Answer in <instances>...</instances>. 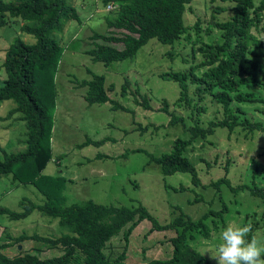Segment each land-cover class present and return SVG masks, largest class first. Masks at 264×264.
I'll return each mask as SVG.
<instances>
[{
	"label": "rangeland",
	"instance_id": "1",
	"mask_svg": "<svg viewBox=\"0 0 264 264\" xmlns=\"http://www.w3.org/2000/svg\"><path fill=\"white\" fill-rule=\"evenodd\" d=\"M75 1L67 0V3L74 5L79 20L66 18L65 15L60 29L51 34L59 41L63 51L54 78L57 96L50 139L51 158L42 170L43 174L62 175L67 179L64 204L82 203L88 199L104 205L133 207L142 204L159 223H166L179 214V208L196 218L208 208L219 209L224 201L227 205L225 224L232 221L240 225L249 226L252 223L258 226L252 239L264 249V215L259 220L260 212L264 211V198H253L247 191L233 194L226 186H222L218 192L209 184L225 175L224 165L228 160L226 177L232 184L251 183L253 179L259 186L264 185V171L261 170L264 167V132L255 131L247 136L239 127L233 131L217 127L208 137L194 139L185 149V154L197 169L200 179L197 186L191 183L188 173L162 174L159 166L148 162L145 152L133 150L141 148L158 155L168 151L176 137H188L180 122L169 123L168 111L182 116L190 125L189 113L192 108L175 105L173 101L179 91L177 83L161 79L158 74L170 69L185 70L200 60V54L196 53L192 58L191 43L183 36L172 47L151 38L131 59L109 64L94 61L86 51L103 41L93 39L92 34L107 33L110 28L106 25V18H114L115 11H107L101 0ZM216 5L227 8L218 14L219 18H226L230 8L223 1L192 0L187 5L183 17L191 37L194 36L192 25L195 20L200 19L201 27H206L212 8ZM8 18V22L0 27V84L6 77L2 62L9 43L16 37L27 43L34 42L32 35L20 31L19 18ZM113 32L118 33L116 30ZM218 33L215 28L208 33L201 31L200 40H217ZM110 44L121 47V43ZM251 48L256 52L255 59L261 66L259 82L242 89L264 98V56L260 49ZM93 74L104 75L105 86L112 85V90L107 91L110 99L128 110L112 108L110 101L88 104L84 100L87 87L80 82L91 79ZM123 83L125 94L121 95ZM143 98L148 108L143 105ZM164 100L168 111L163 110ZM202 103L206 111L199 114V122L221 117L220 108L210 97L205 96ZM14 105L12 100H4L0 104V147L7 152L20 151L25 147L26 125L18 118L19 114L1 118ZM245 109L252 119H259L264 124V103L247 105ZM86 138L104 139V142L99 146H76ZM181 186L183 190H180ZM173 187L177 190H173ZM22 198L40 203L43 196L30 183H16L10 175L1 176L0 206L20 211ZM195 198L198 200L193 202ZM129 225L122 227L106 242L104 253L111 260L122 255L123 264H143L151 259L170 256L172 230H150L151 223L143 219L125 235ZM222 227L213 231L207 239L196 235L192 241L194 247L213 264H216V260L211 254H215L214 248ZM21 233L52 237L59 235L61 229L57 218L42 215L36 210L21 219H11L0 213V245L4 244L0 252L4 255L11 257L20 251L36 253L40 258H45L63 252L61 248L47 247L41 241L24 239L16 243L7 236ZM205 242H208L207 247ZM261 253L264 254V250ZM82 258V254L76 251L69 264H82Z\"/></svg>",
	"mask_w": 264,
	"mask_h": 264
},
{
	"label": "trees",
	"instance_id": "2",
	"mask_svg": "<svg viewBox=\"0 0 264 264\" xmlns=\"http://www.w3.org/2000/svg\"><path fill=\"white\" fill-rule=\"evenodd\" d=\"M101 1L105 6L116 5L112 9L115 16L112 19L106 18V25L110 28L107 33L92 34L93 39L103 41L95 43L94 47L86 51L92 60L109 64L112 61L131 59L151 38L172 47L182 36L191 43L192 58H195L196 53L200 54V60L190 64L185 70L170 69L158 74L161 79L177 83L179 91L173 103L192 108L189 113L192 124L187 125L182 116L168 111L164 100L163 110L170 114L169 123L180 122L188 132V137H176L171 148L158 155L141 148L133 151L145 152L148 162L159 166L164 175L188 173L191 183L197 186L200 184L197 169L185 154V149L194 139L208 137L217 127L228 131L239 127L247 136L253 135L255 131L264 132L262 121L252 119L245 109L247 105L264 103V98L242 89L259 82L261 66L255 59L256 52L251 46L260 49L264 56V0H220L229 5L227 17H218L220 12L227 9L225 6H214L206 27H201L200 19L195 20L192 25L193 37L183 17L192 0ZM65 15L66 18L79 20L74 5L67 3V0H0V27L8 22V17L19 18L20 31L34 38V42L27 43L16 37L4 50L2 67L6 77L0 84V104L4 100H12L15 105L1 118L18 113V118L25 122L26 132L23 150L7 152L0 147V178L10 175L13 182L30 183L43 196L40 203L22 198L20 211L0 206V213L11 219H21L36 210L42 215L57 218L61 229L57 236L35 233L7 236L16 243L33 239L45 243L47 247H59L63 251L60 255L45 258H40L36 253L19 251L9 257L0 252V264H69L76 251L83 256L82 264H123L122 255L115 260L105 255V244L125 225L130 224L125 232L127 235L143 219L151 223L150 230L174 232L169 238L170 256L151 259L143 264H213L194 247L192 241L196 235L207 239L213 231L224 226V214L227 212L224 201L219 209L208 208L196 218L179 208V214L166 223H159L142 204L133 207L104 205L90 199L82 203L64 204L67 179L62 175L43 174L42 170L51 158L50 139L57 96L54 78L63 51L59 41L51 34L60 29ZM213 28L219 32L218 39L201 41L200 32L208 33ZM110 43H121V47ZM197 43L199 44L195 46ZM171 54L168 53L170 56ZM182 60L187 62L185 58ZM80 84L87 87L83 98L88 104L110 101L112 108L128 110L116 100L110 99L107 91L112 90V85L105 86L104 75L93 74L91 79L82 80ZM120 92L121 95L125 94L124 83ZM205 96L210 97L220 108L221 117L201 123L199 114L206 111V106L202 103ZM143 102L148 108L144 98ZM103 142L104 139L86 138L76 146H99ZM228 165L227 160L224 165L225 175L210 181V185L218 192L222 186H226L233 194L247 191L253 198H264V185L259 186L253 179L251 183L232 184L226 177ZM261 170L264 171V167ZM173 190L177 189L173 187ZM180 190H183L182 186ZM219 195L221 198V193ZM197 200L195 198L193 202ZM261 215H264V211L260 212L259 220ZM255 228L258 226L252 223L248 226L246 239L253 238ZM2 246L4 244L0 245ZM261 258L264 259L263 253Z\"/></svg>",
	"mask_w": 264,
	"mask_h": 264
},
{
	"label": "clouds",
	"instance_id": "3",
	"mask_svg": "<svg viewBox=\"0 0 264 264\" xmlns=\"http://www.w3.org/2000/svg\"><path fill=\"white\" fill-rule=\"evenodd\" d=\"M248 226L235 222L225 224L218 237L214 253L216 264H264L262 249L256 240L246 239ZM208 242H205L207 247ZM207 251V250H206Z\"/></svg>",
	"mask_w": 264,
	"mask_h": 264
},
{
	"label": "built area",
	"instance_id": "4",
	"mask_svg": "<svg viewBox=\"0 0 264 264\" xmlns=\"http://www.w3.org/2000/svg\"><path fill=\"white\" fill-rule=\"evenodd\" d=\"M115 8H116V5H112V4L106 5V10L107 11L112 10V9H115Z\"/></svg>",
	"mask_w": 264,
	"mask_h": 264
},
{
	"label": "water",
	"instance_id": "5",
	"mask_svg": "<svg viewBox=\"0 0 264 264\" xmlns=\"http://www.w3.org/2000/svg\"><path fill=\"white\" fill-rule=\"evenodd\" d=\"M18 248H20V245H18Z\"/></svg>",
	"mask_w": 264,
	"mask_h": 264
}]
</instances>
